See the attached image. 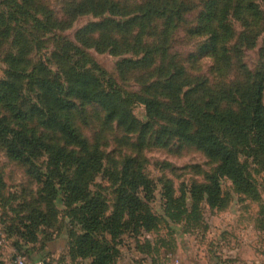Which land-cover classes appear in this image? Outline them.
<instances>
[{"label": "trees", "instance_id": "obj_1", "mask_svg": "<svg viewBox=\"0 0 264 264\" xmlns=\"http://www.w3.org/2000/svg\"><path fill=\"white\" fill-rule=\"evenodd\" d=\"M37 1L7 0L6 12H0V52L7 40L16 46V37L23 36L17 31L19 24L39 33L31 42L25 41L26 50L14 47L7 53L10 68L0 83V107L6 110L0 113V143L11 159L28 167V185L38 204L29 205L25 212L11 205L16 208L11 210L16 211L13 218L2 212L0 230L13 248L25 253L48 248L55 237L51 229L60 233L65 226L73 261L120 264V235L128 227L151 230L158 223L148 203L156 188L145 171V150L150 147L135 140V130L144 139L150 135L158 147H169L173 139L195 145L213 165L210 170L198 163L186 166L197 169L204 181L183 183L180 196L172 181L166 180L163 194L168 213L188 211L187 198L223 209L229 203L224 179L231 180L238 194L262 200L248 165H264V62L259 60L252 68L244 58L264 33V0H203L205 9L189 31L210 36L212 78L189 73L188 62L195 55L185 63L181 53L170 51L173 31L192 10L185 0H143L134 5L123 0H73L74 13L90 11L103 17L79 29L75 43L61 33L72 18L61 21L54 10ZM232 10L245 29L235 43H231L236 33L228 19ZM159 18L165 22L163 35L154 30ZM136 26L140 27L137 36ZM58 30L57 70L50 67L49 59L30 65L28 57L38 52L35 45L44 44V36ZM89 47L134 55L120 60L118 71L120 75L140 72L135 80L142 82L141 88L124 89L92 59ZM21 82L35 92V100L27 96ZM137 104L146 107L145 123L134 114ZM108 146L112 157L103 150ZM100 176L111 182L116 195L109 215L104 186L96 182ZM192 214L200 219L196 208ZM0 264L5 262L0 259Z\"/></svg>", "mask_w": 264, "mask_h": 264}, {"label": "rangeland", "instance_id": "obj_2", "mask_svg": "<svg viewBox=\"0 0 264 264\" xmlns=\"http://www.w3.org/2000/svg\"><path fill=\"white\" fill-rule=\"evenodd\" d=\"M123 1L134 5L143 0ZM185 1L192 4V10L186 14V21L178 27L179 29L173 31L169 42L170 51L176 50L181 53L180 58L185 63L189 56L195 55L191 63L188 62L189 73L195 76L204 75L212 78L214 59L210 55V50H212L210 36L208 34L193 35L189 31V29L196 26L197 18L205 9L206 1ZM37 2L47 9L54 10L55 17L61 21L66 22L70 17L72 18L70 22L64 24L67 26L65 30L48 33L43 38L44 44L38 46L34 44L38 52L35 51L34 54H31L32 56L28 57L31 62L30 65L41 59L44 61L49 59L51 62L49 63L50 67L56 71L57 67L60 66V59L55 56L59 48L56 32H61L75 43L77 42L76 33L79 29L91 22L100 21L103 17H95L90 11L74 13L75 3L73 0H38ZM6 5L7 0H0V12L3 14L6 12ZM116 18L122 19L121 17ZM228 19L233 23L236 33L231 43H235L237 34L245 29L242 21L235 17L233 10L230 11ZM155 23L158 26L154 27V30L158 32L165 25L162 18L156 19ZM139 29V26L133 28L135 36L139 33ZM17 31L23 36L16 37V46H13L11 40H7L3 51L0 52V83L6 79L7 70L10 68V64L6 60L7 53L15 51L12 50L14 47H16L15 49L24 48L26 50L25 41L31 42L35 38V34L39 35L25 24H19ZM147 32L148 30H146ZM160 35H163V31ZM94 37L97 38V35L95 34ZM150 39L154 41L153 38ZM160 39L163 38L160 36ZM130 40L133 43L135 37ZM261 47H263V53L259 55ZM31 50H33L32 45ZM87 51L92 59L113 75L124 89L138 91L141 88L140 84L142 85V82L137 84L135 80V77L142 75L140 72L137 74L128 72L120 75L118 71L120 60L135 57L134 55L127 52L120 53V55H115L109 51L100 52L95 47H89ZM244 60L252 68L259 60L264 62V33L257 44L246 51ZM21 84L27 90V96L35 100V92L30 89V86L26 82H21ZM133 110L141 123L148 121L144 105L137 104ZM5 111L4 108L0 107V113ZM158 125L156 124L155 127H158ZM135 133H138L134 135L135 140L146 142L150 147L145 150L147 159L145 171L146 175L156 185V188L153 191L152 199L148 203L153 214L158 217V223L156 221L157 228L151 230L139 228L134 231L133 228L128 227L127 231L125 230L120 235L117 240L118 249L120 250V264H132V262L134 264H264V165L251 163L248 165L249 177L259 188L262 199L260 202H256L248 195L238 194L233 190L231 180L224 179L223 191L228 195L229 203L223 209L212 208L205 200L197 205L191 198H187L186 207L188 211L180 215L181 212L175 210V213L171 214L167 212L166 195L163 194V186L167 183L166 180L172 181L175 190L178 192L177 195L180 196L183 183L191 185L193 182L204 181L202 175L196 174L197 169H187L186 166L198 163L201 164L199 166L202 169L210 170L213 165L208 164V159L203 154V150L195 145L173 139L168 142L169 147H158V144L154 141L155 139L149 138L150 135H145L144 139L140 137L139 130H135ZM110 149L112 147L108 146L103 150L109 155ZM109 157L112 156L109 155ZM44 162L45 158L41 159L40 164ZM106 163L108 166L112 165L109 160ZM167 165L169 166L167 167ZM171 165L177 169H174ZM27 170V166L11 159L5 147L0 143V216L2 212L8 211L12 218L15 217L16 211L12 212L11 210L16 208L12 209L11 205L18 206L20 212L29 210V205H38L28 185ZM96 182L102 187L104 186L102 189L109 204L106 213L109 215L113 213L116 202L114 187L111 182L102 179L101 176L96 179ZM31 188L35 191L37 188L36 183ZM93 188L96 190V186ZM194 208L200 213V219H196L195 215L192 214ZM67 221L68 218H65V222ZM51 231H54L55 237L48 242V248L38 251L37 247L36 250L25 253L13 248L11 241H7L0 245V254L3 257L7 255V258L14 264L18 254L26 257L27 264H42L40 262L43 258L49 264H85L82 261H73L70 257L67 227L64 226L60 233L58 229L52 228ZM49 251L50 253H48Z\"/></svg>", "mask_w": 264, "mask_h": 264}, {"label": "built area", "instance_id": "obj_3", "mask_svg": "<svg viewBox=\"0 0 264 264\" xmlns=\"http://www.w3.org/2000/svg\"><path fill=\"white\" fill-rule=\"evenodd\" d=\"M8 241L6 234L4 232H0V244L6 243ZM15 264H27L26 257L23 255H17L15 259Z\"/></svg>", "mask_w": 264, "mask_h": 264}, {"label": "crops", "instance_id": "obj_4", "mask_svg": "<svg viewBox=\"0 0 264 264\" xmlns=\"http://www.w3.org/2000/svg\"><path fill=\"white\" fill-rule=\"evenodd\" d=\"M0 232H2V231L0 230ZM50 250L53 252V250L51 248H50ZM0 259L3 260L5 262V264H14L13 262H11L10 259L7 258V255H6V257H3V255L0 254ZM37 263H39V262H37ZM40 263L47 264L46 261H43V262H40ZM132 264H134V263L132 262Z\"/></svg>", "mask_w": 264, "mask_h": 264}]
</instances>
